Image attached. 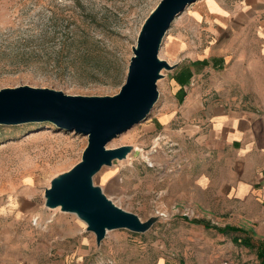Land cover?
<instances>
[{"label": "rangeland", "instance_id": "1", "mask_svg": "<svg viewBox=\"0 0 264 264\" xmlns=\"http://www.w3.org/2000/svg\"><path fill=\"white\" fill-rule=\"evenodd\" d=\"M159 1L0 0V89L28 85L68 95H115L141 26ZM262 24L264 0H197L171 23L159 57L174 67L162 70L155 105L107 144L129 146L126 157L93 177L118 206L143 221L156 219L143 233L109 230L97 244L75 213L45 206V189L80 161L87 136L50 122L0 124V264L239 261L241 243L217 232L230 225L209 210L215 204L197 185L203 164L196 141L177 130L182 97L192 82L200 83L210 56L226 54L217 71L232 72L235 81L227 89L237 90L246 57L264 51ZM243 25L247 31L234 32Z\"/></svg>", "mask_w": 264, "mask_h": 264}, {"label": "water", "instance_id": "2", "mask_svg": "<svg viewBox=\"0 0 264 264\" xmlns=\"http://www.w3.org/2000/svg\"><path fill=\"white\" fill-rule=\"evenodd\" d=\"M195 1H159L141 26L125 81L113 96L68 95L28 85L0 89V124L50 122L59 129L87 136L80 161L54 177L44 197L46 207H60L82 219L97 244L109 230L143 233L156 220L143 221L118 206L93 183V177L130 151L129 146L108 148L107 144L147 118L158 98L157 81L162 70L174 67L159 57L162 40L173 20Z\"/></svg>", "mask_w": 264, "mask_h": 264}, {"label": "crops", "instance_id": "3", "mask_svg": "<svg viewBox=\"0 0 264 264\" xmlns=\"http://www.w3.org/2000/svg\"><path fill=\"white\" fill-rule=\"evenodd\" d=\"M248 26L234 32L244 33ZM225 55L210 56L204 72L198 73L200 83L192 82L183 95L177 132L196 141L203 164L197 185L205 186L206 201L215 204L209 210L226 219L223 225L239 228L223 235L231 234L233 241L241 243L235 246L240 260H224L260 264L252 237L264 241V51L246 57L244 80L239 77L236 91L227 89L235 81L234 74L217 71L225 65Z\"/></svg>", "mask_w": 264, "mask_h": 264}, {"label": "trees", "instance_id": "4", "mask_svg": "<svg viewBox=\"0 0 264 264\" xmlns=\"http://www.w3.org/2000/svg\"><path fill=\"white\" fill-rule=\"evenodd\" d=\"M74 33H75V31H71V33H70L69 37L71 39V42H73V40L75 39V36L73 35ZM82 33H84V32L82 31ZM85 40L86 39H84V41ZM217 231L219 233H221V234H226L228 232H238L239 228H236L234 226H226V227H223V228H218ZM252 245H253V247L256 248L257 256L261 260L260 264H264V242L261 241L258 244L252 243Z\"/></svg>", "mask_w": 264, "mask_h": 264}, {"label": "built area", "instance_id": "5", "mask_svg": "<svg viewBox=\"0 0 264 264\" xmlns=\"http://www.w3.org/2000/svg\"><path fill=\"white\" fill-rule=\"evenodd\" d=\"M191 85H192V83H191ZM216 264H234V263L229 261V260H222V261L217 262Z\"/></svg>", "mask_w": 264, "mask_h": 264}]
</instances>
